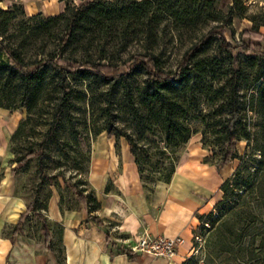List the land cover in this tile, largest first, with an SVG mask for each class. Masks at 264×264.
<instances>
[{
  "label": "rangeland",
  "instance_id": "1",
  "mask_svg": "<svg viewBox=\"0 0 264 264\" xmlns=\"http://www.w3.org/2000/svg\"><path fill=\"white\" fill-rule=\"evenodd\" d=\"M66 1L78 5L85 0ZM243 1L245 13L235 15L224 28L227 40L234 45L233 51H223L219 38L213 37L198 55L207 62L203 64L209 66L212 62V73L207 69L205 74L192 72L194 82L202 78L203 89L194 96L181 94L183 113L186 110L187 115L181 118L183 129L179 136L189 134L186 142L178 137L167 141L160 118L139 104L145 88L151 89L142 71L109 84L92 74L81 79L77 73H68L61 80L51 68L48 74L52 81L30 109L21 105L19 80L15 76L7 79L8 69L0 73V146L7 139L6 159L12 156L9 163L13 165L14 193L31 205L25 219L31 232L41 231L53 194L61 196L64 206L80 205L77 194L90 202L92 192L95 194L88 181L92 141L111 128L116 135L126 133L131 138L147 188L162 181L179 160L189 166L202 161L213 163L220 176L230 178L240 169L241 179L231 181L233 186L225 203L198 214L188 252L179 264H264V0ZM230 2L218 0L216 6L225 10ZM251 18L257 27H253ZM47 19L42 15L28 17L17 4L13 16L0 17V39L15 47L30 66L59 47L64 26ZM212 23H198L193 30L177 32L171 41L163 39L162 68L177 69L192 38ZM72 47L62 53L66 60L100 57L93 49ZM141 48L137 42H129L121 57L113 61V71L127 70V57ZM234 88L238 91H232ZM228 92L237 100L234 132L239 140L236 157L219 166L228 149L223 123L229 115L223 103ZM13 123L16 125L10 130ZM13 158L20 161L15 163ZM222 195L221 191L218 200Z\"/></svg>",
  "mask_w": 264,
  "mask_h": 264
},
{
  "label": "trees",
  "instance_id": "2",
  "mask_svg": "<svg viewBox=\"0 0 264 264\" xmlns=\"http://www.w3.org/2000/svg\"><path fill=\"white\" fill-rule=\"evenodd\" d=\"M217 1L119 0L115 2L113 0H85L78 5L69 4L66 1L62 12L46 16L47 21L64 26L58 49L55 52L49 51L44 58L36 59L28 66L29 63L24 61L15 47H9L0 39V73L8 69L9 73L6 78L15 76L19 80L22 91L21 105L30 109L31 104L38 101L44 89L52 81L48 74L51 68L58 72V79L61 80H65L68 73H77L78 78L81 79L92 74L109 84L117 83L122 77L134 71H142L146 73V81L151 83V89L145 88L139 104L145 105L148 111L155 112L156 117L160 118L167 141L178 137L180 141L186 142L189 134L179 136L183 129L181 118L187 115L186 110L183 113L184 103L181 101V94L189 93L190 96H194L197 90L203 89L200 88L203 87L202 78L198 79L199 82H194L192 72L198 71L205 74L208 70V73L211 74L213 71L212 62L209 63V66L203 64V59H199L198 55L213 37L219 38V46L223 51L231 53L234 45L227 40L224 28L235 15L245 13L246 6L243 0H230L231 2L225 10L216 6ZM17 4H20L23 10L22 4L15 1L8 8L0 7V17L9 19L13 16V8ZM23 13H25L24 10ZM37 15L42 14L38 13L28 17ZM251 19L254 22L253 27H257V23L253 18ZM210 22H213L212 25L204 32L195 35L184 49L177 69L162 68L164 60L161 41L163 39L166 38L164 42L171 41L177 32H182L185 29L193 30L198 23L205 25ZM131 41L137 42L142 48L132 52L127 57V70L113 71V61L117 56L121 57L122 51ZM70 45H73V50L79 45L86 51L93 49L100 57L98 60L92 59L90 56L85 59L73 57L71 60H66L62 57V53ZM261 54L264 57V53ZM170 90H173L171 94L168 92ZM232 91L238 90L234 88ZM230 92L223 100L229 111V115L224 118L223 122L227 133L228 149L222 154L219 166L236 157V142L239 140L234 132L237 123V100L229 95ZM127 93L132 96L131 91ZM18 129L19 126L14 133ZM107 133L110 136H124L127 140L148 196L153 188H147L143 182V168L133 151L131 138L126 133L116 135L111 128H107ZM13 159L15 163L20 161L19 158ZM176 165L161 179L162 181L168 182L171 179ZM240 177V169L237 168L231 178L228 176L221 182L219 189L223 192L222 199L218 200L214 207L225 203L233 186L231 181L238 182ZM77 199L79 204H86L90 212H95L100 207L94 192L90 197L91 206L89 200H86L82 194H77ZM59 205L61 208L73 207L64 206L61 196L59 197ZM30 209L31 205L28 204L27 210L21 214L20 219L15 224L13 233L21 229ZM91 218L101 224L97 215L91 214ZM45 220L46 222L42 223L40 229L45 236L47 246H49V223L47 218Z\"/></svg>",
  "mask_w": 264,
  "mask_h": 264
},
{
  "label": "crops",
  "instance_id": "3",
  "mask_svg": "<svg viewBox=\"0 0 264 264\" xmlns=\"http://www.w3.org/2000/svg\"><path fill=\"white\" fill-rule=\"evenodd\" d=\"M15 1L27 16L56 15L66 5V0H0L5 4L0 7L8 8ZM6 141L0 146V264H179L188 252L198 214L220 198L219 185L226 178L213 163L189 166L179 160L171 179L156 182L147 196L127 140L103 131L92 141L88 169V181L100 207L95 212L84 203L61 208L59 196L53 194L45 214L47 246L41 231L27 228V218L13 233L27 203L14 193L12 156L6 159ZM143 232L178 237L175 254L161 257L132 252L130 246Z\"/></svg>",
  "mask_w": 264,
  "mask_h": 264
},
{
  "label": "built area",
  "instance_id": "4",
  "mask_svg": "<svg viewBox=\"0 0 264 264\" xmlns=\"http://www.w3.org/2000/svg\"><path fill=\"white\" fill-rule=\"evenodd\" d=\"M180 239L164 235L141 233L135 243L130 246L132 252H146L154 256L171 257L175 254Z\"/></svg>",
  "mask_w": 264,
  "mask_h": 264
},
{
  "label": "bare ground",
  "instance_id": "5",
  "mask_svg": "<svg viewBox=\"0 0 264 264\" xmlns=\"http://www.w3.org/2000/svg\"><path fill=\"white\" fill-rule=\"evenodd\" d=\"M185 160V159H184Z\"/></svg>",
  "mask_w": 264,
  "mask_h": 264
}]
</instances>
